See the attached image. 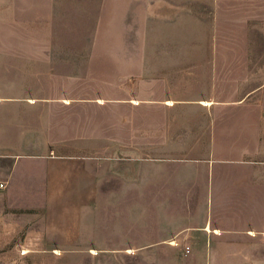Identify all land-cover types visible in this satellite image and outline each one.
<instances>
[{
  "label": "rangeland",
  "instance_id": "1",
  "mask_svg": "<svg viewBox=\"0 0 264 264\" xmlns=\"http://www.w3.org/2000/svg\"><path fill=\"white\" fill-rule=\"evenodd\" d=\"M11 7H0V179L8 181L0 190V264H212L213 249L194 242L140 244L168 229V212L194 226L211 216L221 224L224 203L237 208L219 185L211 196L210 187L194 184L216 162L219 178L222 163H234L224 157H236L199 150L211 108L220 135L246 137L244 175L264 165V153L253 152L256 133L264 139V0H20ZM189 98L213 103H177ZM188 128L199 133L197 150L184 149ZM50 156L100 163L84 209L61 204L88 183L74 176L58 183L53 205L61 206L52 208V185L36 160ZM171 160L180 163L182 190L166 200L157 173ZM165 178L175 193L177 177ZM244 192L246 220L263 224L264 181ZM256 242L263 245L256 264H264V241Z\"/></svg>",
  "mask_w": 264,
  "mask_h": 264
},
{
  "label": "crops",
  "instance_id": "2",
  "mask_svg": "<svg viewBox=\"0 0 264 264\" xmlns=\"http://www.w3.org/2000/svg\"><path fill=\"white\" fill-rule=\"evenodd\" d=\"M20 0H0V7H7L12 8L11 5L18 6ZM173 103L170 105L175 104V101L173 99ZM168 101V100H167ZM177 103H181L182 105L188 106V108L191 106V104H194L195 106L199 103H202L203 101L211 102L210 100H202L201 102L197 99H180L177 100ZM169 102V101H168ZM167 102V103H168ZM204 103V102H203ZM207 104V105H210ZM222 104V103H220ZM182 105H179L180 107ZM178 106V107H179ZM222 106H216V108H221ZM215 108V109H216ZM212 110L213 115V123L210 127L208 133H206V137L203 141H201L199 144H207L205 148L198 147L199 150L204 151H220L223 150V152H235L236 157L231 158L229 156L224 157L227 161H234V163L225 162L222 163L220 169V176L219 178L216 177V163H213V165H208L207 167V177H200L196 178L195 185H200L202 187V192L204 191V188L207 189V187H210L209 193L212 196V192H217V187L219 185L220 193L226 194V199L229 200L232 196L236 198L237 200V208L235 210H230L229 205L230 203H224L227 208L225 214L222 215V223L221 224H214V219L211 216L209 220L204 222V225H186V226H180V219L175 217L173 214L168 215L172 216L169 218L168 222L169 226L168 229L160 230L158 231V235L156 236H147V239L145 240V243L140 244L141 247H154L156 245H160L163 243H172L173 241H179V242H187L190 243L194 242L195 246H207L213 249L212 255L210 256V261L212 264H256V246H263L261 245V242H256L257 240L264 241V223L263 224H256V220L252 223H249L250 220L248 219L249 209L248 205L246 204L247 195L244 192V189L248 185H252L256 192V178L258 180L264 181V165L257 167L259 170L258 174L256 175V171L251 176H246L244 170L241 169V163L240 160H244L245 158V152L249 151V147L245 144V138L242 135V132L239 133L238 131H235L233 134L227 135H220L218 133V129L220 128V124L217 122V118H214V111ZM214 112V113H213ZM162 131V130H161ZM175 133L177 131H174ZM185 134L189 136V139L186 143H184V149H188L189 151L197 150L196 147L191 148V145L196 146V136L199 133H196L195 129H186L184 130ZM238 138H237V137ZM240 136V137H239ZM264 139H260V135L256 133V138H254L253 143L255 149L253 150L254 155L256 156V153H264V143L262 142ZM162 144H164L163 140L161 141ZM19 158V157H18ZM17 159H14L12 163V174L17 175L15 173V166L17 164ZM39 161L38 163H42L45 165V173H47L48 179L52 185L51 190V198H50V204L53 209H57L58 206L62 205H68L69 207H74L77 205H80L81 208L84 209V205H86L88 202L90 203L93 198V194L91 192L92 185L95 183V181L98 179L99 172V164L95 163L88 159L85 156H50V157H44L40 159H36ZM92 162V163H91ZM95 164V165H94ZM179 161L171 160L166 163V161H163L159 163L158 165V176L160 178L165 179V182L162 186V190H158L159 192H164L166 200L171 199H177L175 197L176 193H179L182 189L180 185L181 182V176H180V165ZM187 166L189 162L185 163ZM224 165V167H223ZM244 167L246 165H243ZM188 168V167H187ZM96 169V170H95ZM25 170V169H23ZM255 170H256V160H255ZM60 173V174H59ZM140 173H141V179L142 183L145 182V180L148 179V164L147 168L140 167ZM203 175V171L201 172ZM235 174V175H233ZM185 179L187 180L188 185H190V172L186 171L185 173ZM70 176V177H69ZM80 178V179H86L88 182L84 186V190L81 192V194L71 196L70 200L68 201H62L61 204L53 205V203L57 200L55 198L56 191H59L57 188L58 183L59 187L61 183L64 181L66 177L69 178ZM170 177L176 180L174 183V191L175 193L169 191L168 184L170 180H167L165 177ZM100 179V178H99ZM1 180V179H0ZM7 182L8 181L3 180ZM86 185H89V188H86ZM235 187V191H234ZM169 194H172L171 196ZM58 197V194L56 195ZM77 197V198H76ZM92 197V198H91ZM256 198V197H255ZM177 205V202H176ZM170 211V210H169ZM86 212V211H85ZM253 214L256 216V210L252 209ZM67 212L64 211L61 213V224H67L69 223L67 218ZM82 215V214H81ZM85 216V222L88 220ZM57 218H55L56 220ZM54 220V221H55ZM83 222V221H82ZM88 222V221H87ZM208 228V229H207ZM49 237H53V235H49ZM264 244V243H263ZM189 245V244H188ZM115 246H124V245H115ZM190 246V245H189ZM114 247V245H113ZM260 261V260H259ZM260 262H264V257L261 258Z\"/></svg>",
  "mask_w": 264,
  "mask_h": 264
},
{
  "label": "built area",
  "instance_id": "3",
  "mask_svg": "<svg viewBox=\"0 0 264 264\" xmlns=\"http://www.w3.org/2000/svg\"><path fill=\"white\" fill-rule=\"evenodd\" d=\"M7 187V182L3 181V180H0V190L2 189H5ZM176 241H173L172 243H175ZM187 250L189 251L190 250V246L187 245Z\"/></svg>",
  "mask_w": 264,
  "mask_h": 264
},
{
  "label": "bare ground",
  "instance_id": "4",
  "mask_svg": "<svg viewBox=\"0 0 264 264\" xmlns=\"http://www.w3.org/2000/svg\"><path fill=\"white\" fill-rule=\"evenodd\" d=\"M208 229V228H207Z\"/></svg>",
  "mask_w": 264,
  "mask_h": 264
}]
</instances>
